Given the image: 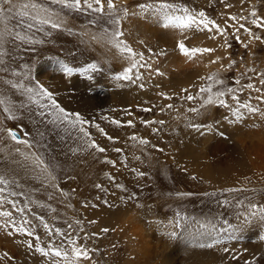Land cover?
<instances>
[{
    "label": "rangeland",
    "instance_id": "obj_1",
    "mask_svg": "<svg viewBox=\"0 0 264 264\" xmlns=\"http://www.w3.org/2000/svg\"><path fill=\"white\" fill-rule=\"evenodd\" d=\"M145 2L149 0H126L130 11H138L137 5ZM166 2L188 7L196 13L204 11L221 27H227V36L211 39L209 37L215 34L207 31L184 34L188 36L185 44L189 48L215 49L213 53L189 58L177 48V42L184 39V35L163 29L152 10L131 17L123 24L126 36L130 33L128 43L142 52L153 68L159 67L165 72L164 77L141 68L143 80L135 84L121 81L119 83L125 86L117 87L118 82L112 77L127 67V61L121 59L119 52L103 42L89 44L87 37L64 31L53 30L50 37L38 32L36 38L44 39L45 43L26 45L17 41L19 46L10 48L14 57L12 68L23 71L24 64L31 65L33 75L57 93L62 106L94 119L114 139L110 141L97 129L86 126L97 143L107 151L93 156L95 150H91L73 156L68 152L69 147L76 146L73 140L69 139L67 144L62 145L59 139L53 142L49 138L54 145L53 154L60 162L57 172L59 187L68 193L67 197L50 187L41 188L37 181L28 180L23 168L11 161L4 162L3 153H0V172L9 170L23 185L17 191L23 190L33 200L56 209L52 213L47 207L40 208L24 197L18 198L21 206L29 204L31 212L28 219L42 242L46 239L45 230L32 213L44 216L50 225L66 233L71 232L73 237L79 234L80 243L95 250L92 253L93 264H264V220L258 216L249 217L243 208L235 206L238 200L264 203V116L241 109L244 119L232 123L230 121L235 119L232 111L219 104L201 109L200 115L188 111L192 107L200 108L198 90L206 83L200 77L217 72L227 87L238 89L236 95L241 103L250 102L264 111V101L257 99L264 96V84L260 83L264 79L260 75L264 73V29L251 23L255 19L251 16L253 10L258 17L264 18V0ZM233 15L237 16L238 23L230 19ZM241 16L247 19L239 20ZM87 19L73 13L68 17L69 26L77 32L87 27L91 33L110 27L103 18L96 25H87ZM18 23V19L10 18L8 27L13 28ZM234 23L237 27L244 24L245 28L237 33L230 27ZM248 28L252 35L246 31ZM237 35L239 40L235 38ZM253 35L261 39L254 40ZM33 47L35 51L31 50ZM161 51L166 55H154ZM217 57L220 60L212 63ZM59 61L70 62L73 66L94 62L100 71L93 74V80L79 74L69 80L58 71ZM231 61L235 63L227 68ZM236 80L240 83L236 84ZM140 83L144 84V88L138 86ZM249 83L254 85L253 89L245 87ZM1 87L7 90L10 98V86ZM183 88H188L189 93L182 92ZM257 88L261 91L257 92ZM159 92L173 98H163L158 95ZM188 94L196 99H183ZM227 100L233 108L238 106L231 99V94ZM167 104H172L173 109L165 108L161 112L160 108ZM145 108H151V111H143ZM105 116L108 119H102ZM112 120L121 121V125L112 123ZM128 120L133 121L134 127L127 125ZM160 120L164 124L144 123ZM189 122L202 127L199 130L187 127ZM0 127L21 133L27 130L34 136L38 125L33 124L27 113L15 121L7 119L0 108ZM134 134L150 143L140 145L138 139H131ZM0 138L5 144H13L6 133H0ZM117 148L122 151L116 152ZM105 157L115 161V165L104 162ZM140 172L144 175H138ZM109 175L115 180L110 181ZM96 184L103 185L106 191L97 189ZM116 184L124 187L117 188ZM229 188L246 191H224ZM178 193L193 195L180 196ZM204 193L215 195L206 196ZM132 194L135 197L129 199ZM224 199L230 200L232 206L219 203ZM105 200L108 204L104 203ZM5 207L12 210L10 205ZM12 211L19 220L20 214ZM77 220L81 221L80 225L75 223ZM225 221L239 227L233 231ZM69 223L73 225L72 230L67 228ZM104 228L109 231L102 232ZM7 231L0 228V254H8L0 258V264H48L45 257L20 243L32 239L35 244L34 238L23 233L8 236ZM85 233L90 237L87 240L83 239ZM92 233L97 235L92 236ZM217 240L220 243H216ZM225 247L228 252L224 251Z\"/></svg>",
    "mask_w": 264,
    "mask_h": 264
},
{
    "label": "snow or ice",
    "instance_id": "obj_2",
    "mask_svg": "<svg viewBox=\"0 0 264 264\" xmlns=\"http://www.w3.org/2000/svg\"><path fill=\"white\" fill-rule=\"evenodd\" d=\"M226 6L231 7V5ZM137 8L138 11H130L126 0H0V81H2V85L10 86L14 90L13 94L19 93L17 101H13L7 95V90L0 92V108H2L7 119L15 121L20 119L22 114L27 113L33 124L38 125L34 136L27 130L21 133L18 130L0 127V133H6L7 138L13 142L12 145L5 144L4 139L0 138V145H3L0 146V153H3L5 163L11 161L12 164L23 168L27 179L39 182L41 188L50 187L54 191L60 192L61 195L68 196V193H64L59 187L57 172L60 169V162L53 154L54 145L50 143V137L53 142L59 139L62 145L67 144L69 139L73 140L76 146L68 148V152L73 156L77 153L90 152L91 150H95L93 156H95V153H106L107 151L105 147H101L97 143L86 126L97 129L102 136H105L110 141L114 137L108 135L100 127L99 123L94 122V119L87 118L80 111H71L62 106L57 99V93L54 90H50L49 87H45L33 75L34 69L31 65L24 64L22 66L23 71H16L12 68L14 57L10 48L12 46L18 47L17 41L26 45L43 44L45 40L37 39L36 33H44L45 36L50 37L53 30H57L67 32L70 35L87 37L86 42L89 44L103 42L105 45L116 49L121 59L127 61V67H124L122 71L117 72L112 77V79L118 82L116 84L117 87H124L125 85L119 82L127 81L135 84L137 81L143 80L144 74L140 71L141 68L149 70L150 74L154 73L159 77L165 76V72L161 71L159 67L153 68L152 64L145 60L144 54L136 51L128 43L130 33L126 36L123 24L131 17H137L152 10L153 15L158 18L157 22L163 29L178 31L181 35L192 31H207L208 33L215 34L209 37L211 39H215L216 36H227V27H221L216 20L209 18L204 11L196 13L188 7L169 3L166 0H158V2L149 0V2L139 3ZM73 13L83 15L86 19L91 17V19H87V25H96L103 18L104 22L110 27L101 28L98 33H91L87 30V27L79 32L74 31L73 26H69L68 21V17ZM251 16L255 17L251 23L264 29V18L258 17L255 10L251 12ZM10 18L18 19V25L9 28ZM230 19L238 23L237 16L233 15ZM246 19L243 16L239 17V20ZM237 23L230 25V27L238 33L241 28H245V25L239 24L237 27ZM246 31L252 35L250 28L246 29ZM235 38L239 40V35ZM252 38L254 40L261 39L255 35ZM187 39L188 36L184 35V39L177 42L178 50L185 57L192 58L197 54H210L215 51L214 48H189L185 44V40ZM227 47H231V45L227 44ZM31 50L35 51V48L33 47ZM154 55L163 56L166 55V52L161 51L154 53ZM219 60L220 57H217L216 60L211 62L216 63ZM234 63V61H231L227 65V68H231ZM36 71L38 72L39 70L37 69ZM58 71L69 80L76 74L86 76L88 80H93V74L100 71V69L94 62L86 63L83 66H73L70 62L59 61ZM260 75L264 76V73ZM5 76H10L11 78L5 79ZM200 79L206 81L198 90V96L201 101L200 108H189V112L200 115L201 109H207L210 105L219 104L232 111L235 117L233 121H230L232 123H237L244 119V112L241 109L246 110L248 113H260V115L264 116V111H261L259 107L253 106L250 102L241 103L239 96L236 95L238 89L227 87L225 80L220 78L219 72L207 77H200ZM235 83L239 84L240 81L236 80ZM260 83L264 84V79H261ZM138 86L144 88L143 83H140ZM216 86L220 87L216 88ZM156 87L159 88L160 85L157 84ZM245 87L253 89L254 85L249 83ZM255 90L257 92L261 91L258 88ZM181 91L189 93L188 88H183ZM230 94L231 99L238 105L235 108L228 103L227 97ZM158 95L168 100L173 98L164 92H159ZM183 99L192 101L196 97L188 94ZM257 99L264 101V96H259ZM173 107L172 104H167L161 107L160 111H165V108L173 109ZM142 110L150 112L151 108ZM102 119H108V117L105 116ZM111 122L121 125V121L119 120H112ZM126 123L128 126L134 127L132 120H128ZM144 123L146 125L152 123L164 124V121H144ZM186 126L197 130L202 127L201 124L193 122H189ZM18 127H22V125ZM154 131H159V129H154ZM220 135L223 136L224 133L221 132ZM131 139L137 140L138 137L134 134ZM138 142L140 145H148L150 143L147 139H138ZM153 147L155 146L153 145ZM115 151L121 152L122 150L117 148ZM104 162L115 165V161L108 160L106 157ZM138 175L142 176L144 173L140 172ZM68 178L72 179V177ZM192 179L195 180L196 177L193 176ZM109 180L114 181L115 177L109 175ZM115 186L117 188L124 187L122 184H116ZM95 187L106 191L101 184H96ZM17 188L22 189L23 185L19 183L15 176L11 175L9 170L5 169L3 172H0V218H4L0 219V228L6 231L11 229V231H7L8 236L23 233L28 237L34 238L35 244L32 239L21 241L20 243H25L28 249L34 250L45 257L48 264H93L92 253L95 250L89 249L85 244L80 243L81 237L79 234L73 237L71 232L66 233L61 228L50 225L44 216H37L35 213H32V216L39 221V224L45 230L46 239L42 242L40 235L35 231L32 221L28 219V213L31 212L29 204L21 206L18 198L24 197L25 200L40 208L47 207L52 213H55L56 209L52 208L51 205L33 200L30 194L26 195L23 190L17 191ZM35 190L38 191L39 189ZM224 191L239 192L246 191V189L229 188ZM253 191L255 190L253 189ZM177 195L191 196L193 194L178 193ZM204 195L214 196L215 193H204ZM134 197L135 194H132L129 196V199H133ZM49 199H51V196H49ZM104 203L108 204V201L105 200ZM219 203L228 207L232 206V202L228 199H224ZM5 205H10L15 213L20 214V219L17 220L13 211L6 208ZM85 206L87 207L88 205L86 204ZM95 206L93 205V207ZM235 206L243 208L245 214L249 217L258 216L261 220H264V203L258 204L251 200L245 203L243 200H238ZM237 218L239 219V216ZM75 223L80 225L81 221L77 220ZM89 223L94 224L96 221H89ZM225 224H228V228H232L233 231L239 227V225L233 226L229 224L228 221H225ZM67 228L72 230L73 225L69 223L67 224ZM80 231H84L83 227L80 228ZM101 231L108 232L109 229L104 228ZM224 231H227V229H224ZM91 235L96 236L97 234L92 233ZM89 238V235L85 233L83 239L87 240ZM216 243H220V241L217 240ZM206 246L212 247L213 245ZM224 251L228 252L229 249L225 247ZM7 255V253H2L0 254V258Z\"/></svg>",
    "mask_w": 264,
    "mask_h": 264
},
{
    "label": "bare ground",
    "instance_id": "obj_3",
    "mask_svg": "<svg viewBox=\"0 0 264 264\" xmlns=\"http://www.w3.org/2000/svg\"><path fill=\"white\" fill-rule=\"evenodd\" d=\"M1 85V84H0ZM3 88L0 86V92H3ZM14 93V90H10V98H12L13 101H17V98L19 97V93Z\"/></svg>",
    "mask_w": 264,
    "mask_h": 264
}]
</instances>
